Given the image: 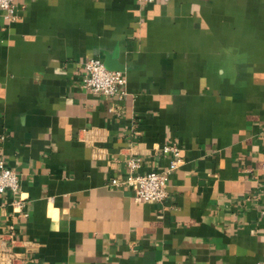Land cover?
<instances>
[{
	"label": "crops",
	"instance_id": "obj_1",
	"mask_svg": "<svg viewBox=\"0 0 264 264\" xmlns=\"http://www.w3.org/2000/svg\"><path fill=\"white\" fill-rule=\"evenodd\" d=\"M15 2L0 160L19 190L0 193V264L264 263V0ZM92 57L123 73L122 97L82 87ZM168 143L166 200L109 184L130 157L167 169Z\"/></svg>",
	"mask_w": 264,
	"mask_h": 264
},
{
	"label": "built area",
	"instance_id": "obj_2",
	"mask_svg": "<svg viewBox=\"0 0 264 264\" xmlns=\"http://www.w3.org/2000/svg\"><path fill=\"white\" fill-rule=\"evenodd\" d=\"M152 3L156 0H137ZM169 1V0H164ZM0 12L7 23L18 19V9L15 0H0ZM82 87L87 91L104 97L120 98L125 94V77L119 71L109 70L101 59L92 57L84 62V73L81 78ZM164 154L170 156V163L164 171H149L138 173L140 158L130 157L126 160L128 173L123 178H111L112 186H127L133 192L136 202H163L168 196L167 179L182 163L181 148L175 143L165 144L162 148ZM19 190V176L15 170L0 160V193L10 191L17 194ZM13 207L20 215H26L24 200L16 197L12 201ZM12 229V227H10ZM255 264H264L257 262Z\"/></svg>",
	"mask_w": 264,
	"mask_h": 264
},
{
	"label": "water",
	"instance_id": "obj_3",
	"mask_svg": "<svg viewBox=\"0 0 264 264\" xmlns=\"http://www.w3.org/2000/svg\"><path fill=\"white\" fill-rule=\"evenodd\" d=\"M105 67H106L107 69L112 68V66H110L107 62H105Z\"/></svg>",
	"mask_w": 264,
	"mask_h": 264
}]
</instances>
